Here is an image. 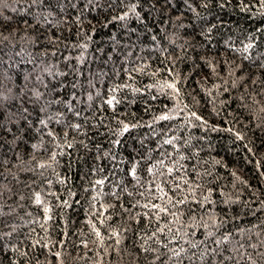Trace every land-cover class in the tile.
<instances>
[{
  "label": "trees",
  "instance_id": "obj_1",
  "mask_svg": "<svg viewBox=\"0 0 264 264\" xmlns=\"http://www.w3.org/2000/svg\"><path fill=\"white\" fill-rule=\"evenodd\" d=\"M0 264H264V0H0Z\"/></svg>",
  "mask_w": 264,
  "mask_h": 264
},
{
  "label": "snow or ice",
  "instance_id": "obj_2",
  "mask_svg": "<svg viewBox=\"0 0 264 264\" xmlns=\"http://www.w3.org/2000/svg\"><path fill=\"white\" fill-rule=\"evenodd\" d=\"M249 47H251V45H246V49L249 48ZM253 83H255V81H253ZM167 87H168V88H171L173 91H177V94H178V90L175 88V83H168V84H167ZM113 100H114V98L109 99V100H107L106 102H107L109 105H111V104H113ZM192 116L195 117V119H197V120L200 119V117H199V116H196L195 113H192ZM170 118H171V117H170L169 115L162 114V115H160L159 117H157L156 119H158V120H168V119H170ZM41 123H43V121H41ZM122 131H123V132H127V131H128V125H124ZM117 143H119V141H117ZM165 143H169V144H170L171 141L166 140ZM149 171H151V169H149ZM167 171H168L169 174H171V173L173 172V169H172V168H168ZM132 174H133V175L135 174V173H134V170H133V173H132ZM96 183H97V184H103V180H97ZM156 188H157L161 193H163V196H168V193L164 192V189L161 188L159 184L156 185ZM161 198H162V197H161ZM205 199H207V197H205ZM169 202H172V201H171V198H169ZM183 202H184L183 200L176 201V203H183ZM36 203H37V204H40V203H41L39 196H37V198H36ZM64 203L66 204L67 201H65ZM144 207H145V208H149L150 211H151L152 209H155L156 212H157V214H158V213H162V212H167V211H168L166 208H164V207H162V206H160V205H156V204H151V205L146 204V205H144ZM44 211H45V214H47L48 209L45 207V208H44ZM96 234H97L98 237L100 236V233H99V232H97ZM118 242H119V241H118ZM177 254H178V253H177Z\"/></svg>",
  "mask_w": 264,
  "mask_h": 264
}]
</instances>
